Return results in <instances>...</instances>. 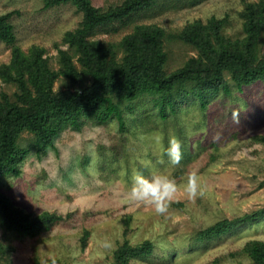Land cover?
I'll use <instances>...</instances> for the list:
<instances>
[{
	"label": "rangeland",
	"instance_id": "obj_1",
	"mask_svg": "<svg viewBox=\"0 0 264 264\" xmlns=\"http://www.w3.org/2000/svg\"><path fill=\"white\" fill-rule=\"evenodd\" d=\"M92 1L108 9L124 0ZM259 1L160 0L153 11L115 22L94 39L119 42L140 23L176 33L213 17L227 19L226 35L243 37L241 14L247 3ZM7 13H12L20 48L26 53L33 47L45 49L44 57L59 70V49L68 48L63 37L79 26L82 13L70 4L0 0V15ZM164 49L167 72L198 53L176 37L166 39ZM11 58V46L0 39V66ZM227 79L231 94L221 92L206 108L191 95L163 119L151 98H145L127 110L124 131L116 119L88 120L80 130H64L42 153L34 147V135L24 132L19 143L29 153L22 172L2 177L1 190L27 212L69 216L35 237L0 227V240L15 247L12 264L51 258L67 264H113L125 240L154 244L150 255L132 264H253L243 248L251 240L264 241V219L212 241H194L200 230L218 221L264 207V139L259 138L264 136V80L238 89ZM66 82L61 76L55 89L65 88ZM16 91L15 84L0 76V100L4 95L15 98Z\"/></svg>",
	"mask_w": 264,
	"mask_h": 264
},
{
	"label": "trees",
	"instance_id": "obj_2",
	"mask_svg": "<svg viewBox=\"0 0 264 264\" xmlns=\"http://www.w3.org/2000/svg\"><path fill=\"white\" fill-rule=\"evenodd\" d=\"M46 7L72 5L82 13L77 28L63 37L66 49H59V70L44 57L45 49L33 47L29 53L17 44L12 13L0 15V39L11 46L9 64L0 66V76L17 86L15 98L4 95L0 100V181L4 176H19L29 150L19 143L24 132L34 135L38 153L54 146L55 137L68 128L80 130L88 120L105 122L116 119L124 131L127 110L135 102L151 98L159 115L166 119L169 110L176 112L180 102L194 96L206 108L210 99L221 92L231 94L229 76L238 89L264 80V0L246 4L244 36L225 34L227 19L216 17L203 23H189L176 33L155 24H136L119 42L94 39L100 31L118 21L133 20L153 11L160 0H124L103 9L92 0H44ZM176 37L193 46L197 56L189 58L175 71H166L165 40ZM64 76L68 82L55 89ZM264 139V136H260ZM56 212L38 214L16 206L0 188V227L5 232L35 237L65 220ZM264 219V207L233 219H224L200 230L194 241H212L236 227ZM129 217L126 218L128 224ZM128 228V227H127ZM88 236V231H86ZM154 244L129 241L114 253L113 264H132L153 252ZM15 247L0 240V264H12ZM253 264H264V241L251 240L243 248ZM37 264H67L58 258Z\"/></svg>",
	"mask_w": 264,
	"mask_h": 264
}]
</instances>
